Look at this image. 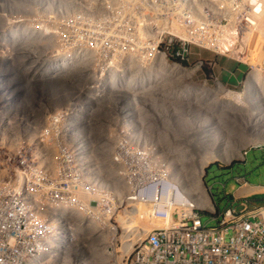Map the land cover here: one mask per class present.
Masks as SVG:
<instances>
[{"label": "rangeland", "instance_id": "1", "mask_svg": "<svg viewBox=\"0 0 264 264\" xmlns=\"http://www.w3.org/2000/svg\"><path fill=\"white\" fill-rule=\"evenodd\" d=\"M110 1L49 0L52 8H46L37 0H0V77L3 75L10 81L9 76L12 74L20 75L16 83L26 87L28 95L22 96V93L18 92L13 100L31 103L15 105L13 110L18 111L21 108L23 110L18 111L19 114H14L7 109V104L12 105L9 97L1 100L3 102L0 104V147L8 150L6 155H11L13 161H19L22 153H27L29 160L32 161L38 155L32 154L31 151L37 150L38 146V150L50 147H46L50 152L46 153L44 150L42 153L45 161L51 164V168L43 174V177L50 179L49 183H45L46 187H52L51 180H54L55 187L63 190L67 189L72 181L78 180L75 165L79 161L74 159L73 155L63 152L61 148L76 144L67 134L69 131L62 130V123H59L61 119L57 114V111H66L69 104H75L78 113L85 112L88 128H85V136L81 143L89 145L93 153L95 152L92 153L91 160L98 162L100 169L104 166L101 170L104 176L114 178L115 183L125 185L135 173L136 153L144 155L147 149H152L151 162L156 175L154 180L164 178L162 175L167 174L166 168H170L171 159L169 161L168 154L172 157V152L168 149L175 147L178 151L184 148L180 138L169 134L171 131H168L166 125L161 122L159 126L165 133V136L163 135L165 139L163 137L159 140L155 128L154 130L151 128V124L154 123L152 117L154 111L164 107V113L159 111L158 118L168 119L173 124L182 119L181 122H186L189 128L199 126L202 129L205 124L204 117L211 120L207 124L211 126L217 124L216 118L208 113L205 104L197 95L193 96L197 98L188 104L190 106L173 103L171 97L176 93L174 91H183L193 83L187 76L172 73L174 71L169 68L172 65L180 64L187 69L200 67L196 72V81H207L211 86L220 82L227 90L236 94L243 92L249 76L258 73L260 79L252 96L254 99H260L259 109L262 112L259 113V118L264 120V38L256 19L254 24L257 32L250 40L247 39L249 37L246 35L245 8L248 0H198L192 8L187 6L189 0L184 4H179L181 0ZM20 4L27 7L25 9L19 7ZM182 6L186 7L189 20H185L186 13H181ZM213 18L219 23L215 24ZM25 33L30 36H26ZM217 34L225 36L221 43L215 42ZM35 39H39L44 48H41ZM21 41L31 42V48L27 53H24V50L23 56L35 53V59L18 55L20 49L18 48L17 53L16 48ZM216 46L219 47L218 52L215 51ZM66 54L72 58L67 61L60 60L62 65L59 64L60 61L54 64L55 60H59L58 57ZM160 54L165 55V63L161 60ZM48 59L55 60H51L52 64L47 61ZM20 61L27 65L23 70L19 68ZM48 62L50 67L57 66V63L59 65L57 70L55 69L58 78L53 82L40 78ZM26 69L35 72H24ZM15 70L17 72L13 73ZM75 72L79 73L78 76ZM61 86L63 91L69 89L76 91L79 100L65 96L61 101ZM50 90L52 95L48 98L47 91ZM0 92L2 95L8 91ZM47 100L53 103L49 105ZM86 100L93 102L92 105L84 104ZM35 101L40 102L38 114H33L38 107ZM199 102L203 105L200 106ZM109 105L113 107L110 110L106 108ZM28 107H32L33 112L30 114L24 113L29 111ZM172 107H175L174 113ZM189 107L191 111L188 110ZM136 109L137 113L141 111L142 131L138 128L137 114L134 115ZM93 110L96 113L100 110V113L104 114L97 120L109 125L106 133L109 139H113L112 144L103 141L104 135L101 136L102 140L98 141L95 138V127L92 125L90 114L94 113ZM71 120H73L70 123L71 130L72 124L84 127L79 118ZM23 121H26L31 134L27 141L21 135ZM125 122L130 123L131 128ZM234 122L239 124L241 130H247L249 127L246 121L235 118ZM68 123L63 122V125ZM259 132L264 134V128ZM189 133L190 131L187 132L188 135ZM153 136L157 138H154L157 146L154 145L155 142L149 140ZM104 146H111L110 150ZM54 147L56 152L53 153L51 150ZM95 147H98V150ZM99 148L102 153L105 148V153H99ZM243 152L244 158L230 165L212 163L205 169L203 184L205 188L211 190L220 212L227 205L224 193L232 194L238 188L236 182L238 177L245 178L251 185H264V178L247 176L252 170L264 164V144L252 145ZM171 164H174L173 160ZM129 187L126 185L124 189ZM256 200L264 201V195ZM241 206H245L244 202H239L236 208ZM172 207L176 208L175 205ZM147 210L148 207L141 209L146 215L143 214L136 219L138 220L136 228L149 227ZM202 221L204 224L209 223L210 215L204 213ZM216 224V221L210 222L209 226Z\"/></svg>", "mask_w": 264, "mask_h": 264}, {"label": "built area", "instance_id": "2", "mask_svg": "<svg viewBox=\"0 0 264 264\" xmlns=\"http://www.w3.org/2000/svg\"><path fill=\"white\" fill-rule=\"evenodd\" d=\"M196 1L189 0L187 6L192 8ZM37 2L52 8L49 0ZM260 7H264V0H248L247 30L256 21L251 18ZM181 13H186L185 20L190 19L185 6ZM224 37L217 34L215 42L221 43ZM14 91L22 93L17 85ZM76 93L62 90L61 101L65 96L79 100ZM65 110L57 114L62 130L69 131L71 118L78 109L69 104ZM63 121L69 122L67 126ZM22 125L21 135L28 139L31 134L26 121ZM67 134L76 146L61 148L79 161L75 165L78 180L63 190L55 187L54 180L52 187H46L50 179L43 174L51 164L44 157L35 156L30 161L27 153H22L19 161H13L11 155H6L8 150L0 147V264H264V201L256 200L264 195V185H251L238 177V188L232 194L224 193L227 205L222 212L207 187L205 208L188 205L173 208L146 192L152 187L148 186V176L155 171L150 161L152 149H147L144 155L136 153L135 173L124 185L98 171L91 160L92 149L81 143L84 133L82 137L72 135L71 131ZM36 149L31 153L38 155ZM143 184L141 194L138 190ZM126 185L130 187L124 189ZM254 189L261 191L249 192ZM86 198L88 202L84 203ZM239 202L245 206L236 208ZM137 205L148 207L150 219L148 230L141 231L142 236L122 225V219L132 216ZM204 213L210 215V222L217 224H204Z\"/></svg>", "mask_w": 264, "mask_h": 264}, {"label": "bare ground", "instance_id": "3", "mask_svg": "<svg viewBox=\"0 0 264 264\" xmlns=\"http://www.w3.org/2000/svg\"><path fill=\"white\" fill-rule=\"evenodd\" d=\"M163 1H165V0H163ZM23 5L20 4L19 7H24ZM17 6H18V4H17ZM26 7H27V5H25L24 9ZM251 19L252 20L258 19V22H256V24L258 25V28L262 31L261 34L263 35V38H264V7H260L256 13V16H253ZM255 32H257V31L255 30V24H253V26L247 30L246 35L247 36H253V34L255 35ZM25 35L30 36V34H26V33H25ZM247 39L250 40V38H247ZM35 41L37 43H40L41 48H44V45H41V42L39 41V39H35ZM156 42H158V41H156ZM217 47L218 46L215 47L216 52H218ZM18 48L20 49V51ZM30 48H31V42L21 41L19 43L18 47L16 48V50H17V53L19 51L18 55L23 56L22 52L25 50L24 53H27V50ZM23 57H25V58L27 57V58L33 60V59H35V53H32L31 55L23 56ZM71 58L68 57L66 54L64 56L61 55V57H58L57 59H59V60H55V59H51V60H53V61L55 60L54 61V64H55L56 61L57 62L60 60L61 61L62 60L67 61V59H71ZM160 58L165 63V61H166L165 55L160 54ZM51 60L48 59L47 61H49L51 63L52 62ZM61 61L59 62V64L62 63ZM49 62L46 66L45 71L44 72H42L43 70L41 71L42 73L40 74V78L42 80H48L49 82H53V81H55L56 78H58V76L56 75L55 69L59 65L57 63V66L52 65V67H50L51 65L49 64ZM52 64H53V62H52ZM24 67H27V65L25 63H23L22 61H20V67L19 68H21L23 70ZM79 67H81V66H79ZM169 68L174 71L172 73H175V75L177 74V75H181V76H187L193 83V85L191 87H186L183 91H178V92L174 91L176 93L173 94V96L171 97V99L173 100V103L176 102L180 105L190 106L188 104L192 100H194L198 97L205 104V108L207 109L208 113H210L213 118H216L217 124L213 125V126L207 124L208 122L211 121L208 119V117L207 118L204 117L205 124H203L204 126L202 129H200L199 126H194V127L189 128L186 125L187 124L186 122H181L182 119H181V121H176L175 124H173L168 119L158 118L159 111L164 113L165 108L164 107H162L161 109L157 108L156 112L154 111V114L152 115V117L154 119V123L151 124V128L153 130L155 128V130H154L155 134L159 137V140H160V138H163L165 136V133L160 128L159 123L161 122L162 124L166 125V129L168 131H171V132H168L169 134L172 133L171 135L177 136L180 138L181 142L183 143L182 147L184 148V150L180 149L177 151L175 147H170V149H168L169 151L172 152L171 153L172 157L170 156V154L167 153L169 156V161H170V159H171V162L173 160L174 164H171V162H169L170 168H166L167 174L165 176L162 175V177H164V178L157 177L159 179H157L155 181L154 178L156 177V175L153 174V175L148 176V181L150 183V184L148 183L149 184L148 186H152V187L150 190H148L146 192L150 196L156 195V197H158L159 202H164V203L167 202L171 206L175 205L176 208H178L177 206H179V205H188L189 207L205 208L207 206V199H208V196L206 193V188L203 184V177L205 175V169L212 163H222L224 165H230L234 161L241 160L244 158V152H243L244 149H246L252 145L259 146V145H262V143L264 144V134L259 132V130H262L264 128V123H263L264 120L259 118V113L262 112L259 109L260 99H258V98L254 99V97L252 96L254 94V90L256 89L255 86L258 83V80L260 79V76L258 75V73H254L251 76H249L248 79L245 81V86H244L245 88H244L243 92L241 94H236V93H233V92L227 90L226 87H224L220 82H217L215 86H211L208 84L207 81H204V82L196 81V72L200 69V67L193 68V69H191V68L187 69V68H184L182 65L177 64V65L169 66ZM59 70H61V69H59ZM28 71L35 72L34 70H27V69L24 72H28ZM78 71H79V69H78ZM12 72L16 73L17 70L12 71ZM78 74L79 73L75 72V75L78 76ZM19 76L20 75H18V74H14V75L12 74L11 76H9L10 81L6 80L5 77H3V75H2V77H0V91L1 90H7L8 91L2 95L0 92V95H1L0 96V98H1L0 104H2L3 101H1V100H4L5 96L8 97L7 94L11 95L10 96L11 98H8V100H10L13 105H15L19 102L29 103L28 101H19L18 99L13 100L12 96H15L17 93H15V91L13 89L14 86L13 87L10 86L9 83H13V84L15 83L14 85L17 84V87H19L21 92H22V94H21L22 96L28 95L27 88L26 87L24 88V86L21 83H16L18 81ZM3 78H4V80L2 81ZM34 79L35 78H33V80ZM175 80L177 81V79H175ZM51 91L52 90H50V92L47 91L49 97L52 95ZM25 92H26V94H25ZM148 94H149V91H148ZM196 95H197V97H193ZM259 98H260V96H259ZM135 101H136V99H135ZM202 102H199L200 106L203 105ZM35 103H36V101H35ZM37 106H38L37 111H36V113L34 112L33 114H38L40 105L37 104ZM7 107H8L7 109L11 110L12 113L19 114L18 111L13 110L15 106H12V105L8 106V104H7ZM23 107H27V106H23ZM28 108H29V111L24 112V113L30 114V112L31 113L33 112L32 107H28ZM103 108H104V106H103ZM106 108L110 110L113 107L109 105ZM86 110H88V107L86 108ZM188 110L191 111V108L189 107ZM174 111H175V107H172V112L174 113ZM90 114H91V122L93 123V124L92 123L91 124L94 125V127H95V138H97L99 141L100 139L102 140L103 137H101V136L104 135L103 139H105V140H103V141L104 142L106 141L107 144H112L111 142L113 139H109V137H107L108 134L106 133V132H108L107 127H109V125L104 124L102 121L97 120V119H100L101 116H103L104 114L100 113V110L97 111V113L94 111V113H90ZM115 114L118 115V113H115ZM136 114H137V118H138L137 123H139L138 128L142 131L143 121H141V116H142L141 111H139V113H137V109H136V113L134 115L136 116ZM256 114H258V116H256ZM82 115H83V117H81ZM84 115H85V112H82V111L73 115L72 118H79L80 121L83 122L84 127L79 128L80 125H79V127H77V124H72V126H71L72 130H69V131H71L72 135H74V136L76 135L77 137H82L83 133L85 134V130L88 128L87 127L88 121L86 120ZM196 115H197V113H196ZM235 118H236V120H239V121H246L249 124L248 125L249 127L247 128V130H241V127L239 126L238 123H236V122L233 123ZM67 119H69V118H67ZM126 124H127V126L130 125V123H126ZM9 126L11 127L12 123H10ZM15 127L16 126L14 125V128ZM90 127H91V125H90ZM129 128H131V127L129 126ZM141 131H139V132H141ZM189 131H190V133H189L190 136L187 134V132H189ZM136 136H137V134H135V137ZM154 138H156V137L153 136V137L149 138V140L151 142H155L154 145L157 146V142L155 141ZM179 138H176V139L178 141H180ZM24 139L27 140V138H25V137H24ZM152 139H153V141H152ZM164 139H165V137H164ZM38 141H39V139H38ZM38 141H36V142H38ZM165 144H167V143H165ZM99 145H98V147H99ZM101 145H102L101 147L103 149V144H101ZM46 147L50 148L48 146H46ZM46 147L39 149V151H38L39 159H41L43 157L42 153H43L44 149H45L46 153L50 152V150L47 149ZM70 147H73V146H70ZM98 147H95V149L98 150ZM104 147L107 148L108 146L107 147L104 146ZM109 147H111V146H109ZM37 148H39V146ZM105 148H104V150H106ZM140 149H142V148H140ZM104 150L102 153L101 149H100L99 153L101 152V154H104L105 153ZM109 150H110V148H109ZM51 151H53V148ZM169 151H167V152H169ZM106 154H107V152H106ZM105 156L106 155H104V157ZM101 157H102V155H101ZM150 157H151L150 161H152L153 155L151 154ZM173 158H176V159H173ZM99 159H100V156H99ZM97 168H98V171L100 172L102 169H104V166L102 169H100L99 165L97 164ZM162 184H163V186H162ZM167 184H169L168 187H167ZM143 190H144V184H143V186L139 187L138 192H140L142 194V193H144ZM249 192L253 193V194H258V193H260V189H254V190H251ZM167 194H169L168 197L166 196ZM87 202H88V199L87 198L84 199V203H87ZM141 209L144 210V207L138 206V205L134 206V209H132L133 215L132 216H125L122 219V225L125 228H127L128 231L140 234V236L143 235V233L141 232L142 230H145V231L148 230V227H142V228L137 227L136 228V223L138 222V220H136V219H139L140 217H142L143 214H144L143 216L146 215V213H143L141 211ZM147 213H148V210H147Z\"/></svg>", "mask_w": 264, "mask_h": 264}, {"label": "water", "instance_id": "4", "mask_svg": "<svg viewBox=\"0 0 264 264\" xmlns=\"http://www.w3.org/2000/svg\"><path fill=\"white\" fill-rule=\"evenodd\" d=\"M249 177L264 178V166H259L256 169L252 170L250 174H247Z\"/></svg>", "mask_w": 264, "mask_h": 264}, {"label": "flooded vegetation", "instance_id": "5", "mask_svg": "<svg viewBox=\"0 0 264 264\" xmlns=\"http://www.w3.org/2000/svg\"><path fill=\"white\" fill-rule=\"evenodd\" d=\"M261 166H264V164H263V165H261Z\"/></svg>", "mask_w": 264, "mask_h": 264}]
</instances>
